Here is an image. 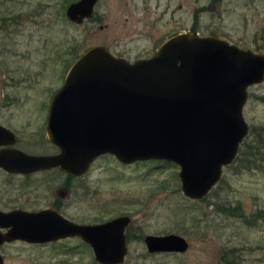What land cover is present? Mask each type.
Listing matches in <instances>:
<instances>
[{"label": "rangeland", "instance_id": "1", "mask_svg": "<svg viewBox=\"0 0 264 264\" xmlns=\"http://www.w3.org/2000/svg\"><path fill=\"white\" fill-rule=\"evenodd\" d=\"M72 1L0 0V124L26 152L57 151L41 143V126L69 63L93 46L134 62L175 34L196 32L264 53V0H98L80 24L66 17ZM243 116L248 133L204 199L183 195L175 163L123 164L104 154L69 180L58 170L0 169V210L53 208L81 224L128 215L119 264H264V80L248 88ZM235 206L242 216L223 209ZM165 234L185 238L187 249L149 252L144 237ZM0 254L3 264H101L79 237L7 242Z\"/></svg>", "mask_w": 264, "mask_h": 264}, {"label": "water", "instance_id": "2", "mask_svg": "<svg viewBox=\"0 0 264 264\" xmlns=\"http://www.w3.org/2000/svg\"><path fill=\"white\" fill-rule=\"evenodd\" d=\"M97 2H71L66 17L80 24L93 16ZM263 80L264 53L213 35L175 34L153 56L134 62L93 46L71 64L49 106L46 133L58 153L32 155L3 147L0 168L24 174L59 168L81 176L104 154L123 164L160 160L177 164L183 195L200 200L237 155L248 133L243 116L248 88ZM15 141L14 132L0 125V146ZM129 222L128 215L81 224L53 209L0 210V246L79 237L97 262L119 264L127 254ZM144 243L151 253L188 247L176 234L147 235Z\"/></svg>", "mask_w": 264, "mask_h": 264}, {"label": "flooded vegetation", "instance_id": "3", "mask_svg": "<svg viewBox=\"0 0 264 264\" xmlns=\"http://www.w3.org/2000/svg\"><path fill=\"white\" fill-rule=\"evenodd\" d=\"M72 2H74V1H72ZM71 3V2H70ZM69 3V4H70ZM51 103V102H50ZM50 106V105H49ZM48 112H49V107H48ZM48 112H47V115H46V117H45V119H44V122H43V124H42V126H41V130H40V137H41V143H48L49 145H51L52 147H54V148H56L57 149V151H51V152H45V153H43V152H26V151H24V150H22V149H20V148H18V147H16L15 146V144H16V142H17V136H16V134H15V132H14V134H15V137H16V141H15V143L13 144V145H10V146H0V148H3V147H8V148H16V149H19V150H21V151H23V152H25V153H27V154H32V155H54V154H57L58 153V148L55 146V145H53L49 140H48V137H47V133H46V126H47V118H48ZM0 125H3V124H0ZM5 126V125H4ZM7 127V126H6ZM8 128V127H7ZM10 129V128H9ZM11 130V129H10ZM40 143V144H41ZM0 169H2V168H0ZM2 170H4V169H2ZM50 170H58V171H60V172H62V173H65V172H63V171H61L59 168H51V169H44V170H37V171H33V172H30V173H26V174H24V173H12V172H8V171H5V172H7V173H10V174H22V175H29V174H32V173H37V172H46V171H50ZM66 175H67V180H69V179H72V177H75L74 175H72V174H69V173H65ZM63 189H66V191L67 192H69V188L68 187H62ZM61 190H59L58 191V193L62 196V194H63V192H60ZM44 209H53V208H44ZM40 210H42V209H40ZM53 210H55V209H53ZM35 211H39V210H35ZM55 211H57V210H55ZM58 212V211H57ZM59 213V212H58ZM62 240V239H61ZM15 241H17V240H15ZM57 241H59V240H57ZM24 242H26V241H24ZM54 242V241H53ZM26 243H29V242H26ZM47 243H51V242H47ZM4 244H6V243H4ZM4 244H2L1 246H3ZM31 244H45V243H31ZM0 246V247H1ZM1 255V254H0ZM2 256V255H1ZM4 259V258H3Z\"/></svg>", "mask_w": 264, "mask_h": 264}, {"label": "trees", "instance_id": "4", "mask_svg": "<svg viewBox=\"0 0 264 264\" xmlns=\"http://www.w3.org/2000/svg\"><path fill=\"white\" fill-rule=\"evenodd\" d=\"M78 56H75L74 58H73V61H74V59H76ZM72 61V62H73ZM71 62V63H72ZM71 63H69V64H71ZM204 199V198H203ZM226 208V209H225ZM223 209H225L224 211H227V212H231V213H235L236 215H238V216H242V211L240 210V207H238V206H235V207H224Z\"/></svg>", "mask_w": 264, "mask_h": 264}]
</instances>
